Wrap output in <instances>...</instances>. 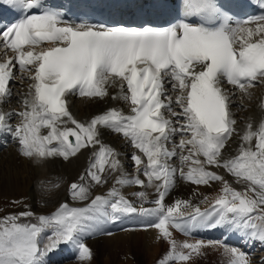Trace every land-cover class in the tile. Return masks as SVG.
<instances>
[{"label":"snow or ice","instance_id":"obj_1","mask_svg":"<svg viewBox=\"0 0 264 264\" xmlns=\"http://www.w3.org/2000/svg\"><path fill=\"white\" fill-rule=\"evenodd\" d=\"M0 6L12 13L0 26V105L13 98L17 68L21 86L29 81L27 91L17 94L18 109L0 108V134L37 164L90 153L67 188L71 200L87 202L83 206L65 201L51 213L36 214L16 200L21 210L0 209V264H52L66 245L86 264L93 252L83 237L122 218H140L143 230L155 229L168 243L158 264H189L209 247L220 250L226 264H253L243 246L264 247V117L255 123L246 118L240 132L233 105L249 107L244 101L252 100V89L264 87V0L260 14L246 17L235 0H165L156 5L165 19L140 25L93 23L54 0H0ZM110 95L128 111L109 107L82 121L70 110V96L103 101ZM257 107L264 112V96ZM105 130L131 143L133 174L102 139ZM234 134L239 146L225 157ZM117 173L106 193L93 195ZM59 180L50 186L58 188ZM178 180L221 187L211 199L203 196V209L191 198L166 203ZM132 185L152 189L154 198L139 190L129 199L120 188ZM210 229L235 235L240 244L179 242L173 236V230L188 235Z\"/></svg>","mask_w":264,"mask_h":264},{"label":"bare ground","instance_id":"obj_2","mask_svg":"<svg viewBox=\"0 0 264 264\" xmlns=\"http://www.w3.org/2000/svg\"><path fill=\"white\" fill-rule=\"evenodd\" d=\"M28 83V80H24L23 86H14L12 91L13 98L7 103L0 105V108L4 111L18 109L20 105L18 103L17 94L26 92ZM111 90L115 89H110L109 91ZM252 92V100L248 101L245 99L244 101V103L248 104L249 107L245 109H238L235 104L233 105V111L235 112L236 119L238 121L237 129L240 132L244 129L246 118L251 117L255 123L258 122L261 117H264V112H261L257 107L259 98L264 93V87L257 86L252 89ZM14 93L16 94L14 95ZM234 99L237 102L239 101V93H237ZM111 105L114 107H120L123 110L128 109V106L123 102L113 101L111 97H108L103 101L73 97L70 101V110L78 120L84 121L90 119L92 115L105 111L107 108L111 107ZM17 119V117H13L11 123L15 124ZM43 131L46 132V130ZM102 139L105 143L115 147L121 153L120 159L124 165V170L129 174H133L135 169L131 160V154L135 150L133 149L131 143L126 141L124 137L106 130L104 131ZM176 139L178 140L179 137ZM0 142L6 146L3 147L0 145V198L1 196H13L18 198V196H23L25 194L27 197L26 203L30 205L31 210L36 214L51 213L61 202L65 201H67L70 206H83L84 203H87L71 200L67 194V188L72 181L77 180L80 173L87 167V157L90 154L89 152H83L70 161H62L57 158L46 163L37 164L24 159L18 154L17 144L9 135L1 134ZM239 143V135L234 134L229 141L227 149L224 152V156L228 157L230 155H234ZM171 163L178 164V160L174 159ZM213 170L218 171L227 180H229L233 187H236L237 189H241L243 187L241 184H236L234 182V178L223 169ZM115 175H118V173L114 174L109 179L107 185L95 187L93 195L106 193L107 189L112 186V181L115 179ZM57 177L60 178V186L58 188L51 187L49 182H51V184L57 183ZM41 181H44L45 183L41 185ZM220 187L221 185L219 182H213L211 186L206 187L196 186L191 183L178 180L175 188L171 191L169 196L166 197L165 202L170 204L175 198H191L194 204H199L200 207H203L205 204H200V200L203 199V196H208L211 199L218 194ZM139 190H146L149 194V198H154V192L152 189H140L135 185L120 188L122 194L132 200H135V197L131 196L130 193ZM194 190L197 191L196 195H193ZM136 203L137 206H139V201H136ZM145 206L150 207L151 205L145 204ZM22 208L23 204L19 206L16 211L21 210ZM108 233H111V235H108ZM157 236L158 233L155 229L143 230L142 228L130 227L129 224H113L108 222L103 225V230L101 232L93 235H85L83 237V242L93 252L92 259L89 262H86V264H132L128 253L136 251L150 253L151 258L154 256V253H158L155 251L159 250L161 246H169L166 241L158 239ZM173 236L179 242L198 239L195 237L182 236L174 230ZM228 243L230 245H239L240 241L238 244L230 241ZM243 248L245 251L251 253L253 264H261V258L264 257V247H261L259 244H255L251 247L243 246ZM206 249L219 251L212 247ZM64 251H66L64 255H72L71 261L69 260L70 262H67V264H81V262L77 260V253L72 245L62 246L61 249H59L56 254L51 257L52 264H55L59 261V259L63 258L61 255ZM117 251H123L119 259H115Z\"/></svg>","mask_w":264,"mask_h":264},{"label":"rangeland","instance_id":"obj_3","mask_svg":"<svg viewBox=\"0 0 264 264\" xmlns=\"http://www.w3.org/2000/svg\"><path fill=\"white\" fill-rule=\"evenodd\" d=\"M7 197H8V199H7ZM16 200L26 202L27 197L25 194L23 196H18V198L13 197V196L12 197L11 196H1V198H0V209H3L4 213L13 212V211L17 210V208L19 206H21L22 204L21 205L13 204L12 202L16 201ZM0 214H3V213H0ZM161 247L159 248V250L155 251L158 253H156V254L154 253V256L151 258H150V253H142L140 251L128 253V256L130 257L132 264H158V261L161 260L164 257V255L167 253V251L169 250V246L168 247H162V248ZM213 251L214 250L204 249L203 254L198 256V257H195L193 260H191L189 262V264H226V258L222 255L221 251L220 250L214 251V252ZM217 252H219V253H217ZM121 253H123V251H117L115 259H117V258L119 259V257L122 255ZM213 253H215V254H213ZM151 255H152V253H151ZM115 259H114V261H115ZM70 261L67 260L66 262L61 263V264H65V263L67 264V262H70ZM173 264H180V262H173Z\"/></svg>","mask_w":264,"mask_h":264}]
</instances>
